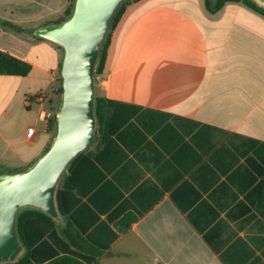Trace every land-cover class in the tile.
<instances>
[{
    "label": "crops",
    "instance_id": "crops-1",
    "mask_svg": "<svg viewBox=\"0 0 264 264\" xmlns=\"http://www.w3.org/2000/svg\"><path fill=\"white\" fill-rule=\"evenodd\" d=\"M68 3L0 0V50L31 65L0 74L5 169L27 167L52 138L41 114L62 50L30 30ZM95 92L113 103L58 182L64 244L45 235L31 261L63 245L88 264H264V15L241 1L214 12L204 0L131 2Z\"/></svg>",
    "mask_w": 264,
    "mask_h": 264
},
{
    "label": "water",
    "instance_id": "water-1",
    "mask_svg": "<svg viewBox=\"0 0 264 264\" xmlns=\"http://www.w3.org/2000/svg\"><path fill=\"white\" fill-rule=\"evenodd\" d=\"M123 1L74 0L69 16L32 30L33 35L62 49L61 93L47 148L23 169L0 166V264L16 260L22 252L16 232L18 210L29 205L56 216L58 182L73 158L93 140L94 77L99 51ZM252 1L264 8V0Z\"/></svg>",
    "mask_w": 264,
    "mask_h": 264
},
{
    "label": "trees",
    "instance_id": "trees-1",
    "mask_svg": "<svg viewBox=\"0 0 264 264\" xmlns=\"http://www.w3.org/2000/svg\"><path fill=\"white\" fill-rule=\"evenodd\" d=\"M135 1L138 0H124L118 6L111 19L108 32L99 51V60L94 77L95 86H96V75L102 73L104 70L105 60L107 56V49L110 44L112 31L118 24L125 10V7L129 3ZM204 1L207 10H209L210 12H214L218 10L227 1H241L247 6L251 7L252 9L264 15V8L259 6L252 0H204ZM73 3L74 0H69V3L66 6L65 10L63 11L62 16L54 22H58L69 16L73 9ZM3 24H6L8 26L11 25V23L9 22H3ZM19 29L22 28H18V30ZM58 47L61 48L60 46ZM30 68L31 65L28 62L19 59L5 51L0 50V74L25 75L29 72ZM59 80H61V78H59ZM60 93H61V85L58 86L54 94L52 93L48 95L47 93L46 96H44L48 109L52 111L51 115L46 119L47 131H50L52 134L55 129V112L57 110L56 108V110L54 111L53 106L55 104V99L57 96V107H58ZM111 103H113L112 100L99 96L96 94V92H94V113H95L96 125H97L95 127L94 134L98 130V125L102 120V116H103L102 110L104 109V106H107ZM80 154H82V152H79L77 156ZM58 192H60V189L57 188L56 189L57 195ZM16 232L19 242L21 243L22 248H24V252L14 263L21 261L23 262V264H35L31 261V258L33 256L34 246L37 243H39L44 238L45 235H47L49 238H53L57 242V244L60 243L64 244V241L61 240L56 233L52 216H50L44 210L34 206L27 205L21 207L18 210L16 215ZM60 247L62 249V254L58 256H54L48 260L39 262L38 264H88L94 261V258L92 256L83 254L81 252L69 250V248L63 245H60ZM7 263L9 262H3L1 264H7Z\"/></svg>",
    "mask_w": 264,
    "mask_h": 264
},
{
    "label": "built area",
    "instance_id": "built-area-1",
    "mask_svg": "<svg viewBox=\"0 0 264 264\" xmlns=\"http://www.w3.org/2000/svg\"><path fill=\"white\" fill-rule=\"evenodd\" d=\"M40 98L41 100H43V94L40 95ZM50 115H51V112L49 110H46V111L44 110L42 111V114H41L42 119H47ZM33 131L34 129L32 127L28 128L27 136H30Z\"/></svg>",
    "mask_w": 264,
    "mask_h": 264
},
{
    "label": "rangeland",
    "instance_id": "rangeland-1",
    "mask_svg": "<svg viewBox=\"0 0 264 264\" xmlns=\"http://www.w3.org/2000/svg\"><path fill=\"white\" fill-rule=\"evenodd\" d=\"M61 49V48H60ZM62 50V49H61ZM53 108H54V111L56 110V108H57V96H56V99H55V104H54V106H53ZM1 167H3V166H1ZM4 168V167H3Z\"/></svg>",
    "mask_w": 264,
    "mask_h": 264
}]
</instances>
